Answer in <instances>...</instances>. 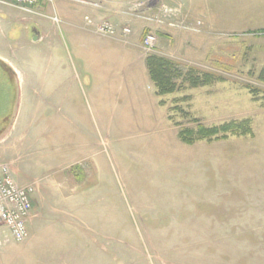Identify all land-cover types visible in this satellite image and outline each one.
<instances>
[{"label": "rangeland", "instance_id": "374dc122", "mask_svg": "<svg viewBox=\"0 0 264 264\" xmlns=\"http://www.w3.org/2000/svg\"><path fill=\"white\" fill-rule=\"evenodd\" d=\"M89 1L99 21L132 32L95 35L79 52L61 29V43L29 54L35 88L49 89L20 110L0 163L37 188L28 238L0 231V264H264V0ZM59 3L86 13L55 0L37 23ZM151 54L182 72L175 92L157 94ZM190 70L213 81L194 87ZM8 104L0 97V113ZM246 119L253 135L180 139Z\"/></svg>", "mask_w": 264, "mask_h": 264}, {"label": "crops", "instance_id": "0c3cea01", "mask_svg": "<svg viewBox=\"0 0 264 264\" xmlns=\"http://www.w3.org/2000/svg\"><path fill=\"white\" fill-rule=\"evenodd\" d=\"M80 5H84L86 13L83 17H75L76 19L73 18L74 16L71 12H68L67 4L59 3L53 9L49 14L50 16L56 15L59 18V13L63 17L62 25L60 26L56 25L50 17L43 18L45 20H38L39 22L37 23L35 16L23 12L15 6L0 4V91L2 92L0 97L3 101H10V104H8L10 105L9 109L6 112L4 111L5 109H2L3 112L0 113V120H7L0 129V144L15 127L17 128L16 121L20 110L28 104L30 106L34 97L41 96V92L45 93L49 89L46 84H42L39 89L35 88V76L38 73L35 68L29 66L31 60L29 54H31L36 45L41 41H50V39L61 43V29L68 32L71 42L79 52H81L83 47H89L95 42V35L99 33L94 26L87 24L85 17L90 16L95 22H99L98 9L100 5L96 3L93 5ZM76 15L78 16L77 12ZM36 25L40 29L39 40H34ZM162 45L163 42L160 40L155 51L161 49ZM17 54L21 55L18 56ZM142 74L144 73L142 72ZM8 86L13 88L11 97H7L6 93L1 90L2 88H8ZM1 106L4 107L2 101Z\"/></svg>", "mask_w": 264, "mask_h": 264}, {"label": "built area", "instance_id": "2783aa9c", "mask_svg": "<svg viewBox=\"0 0 264 264\" xmlns=\"http://www.w3.org/2000/svg\"><path fill=\"white\" fill-rule=\"evenodd\" d=\"M77 3L93 5L89 0H74ZM55 0H0V4L15 6L23 12L31 15H42L37 11V7L44 4H53ZM180 14V8H177ZM178 14V15H179ZM50 18L59 23L58 16L52 15ZM87 24L94 26L95 30L104 36H114L121 32L128 36L132 29L130 25L119 27L110 20L95 22L90 16H86ZM154 20L159 22V13ZM157 36L148 32L143 40L145 50L152 51ZM37 188V181L27 184H20L13 175L10 166L0 163V231L15 241L22 242L29 236L28 221L34 208V195Z\"/></svg>", "mask_w": 264, "mask_h": 264}, {"label": "trees", "instance_id": "16d2710c", "mask_svg": "<svg viewBox=\"0 0 264 264\" xmlns=\"http://www.w3.org/2000/svg\"><path fill=\"white\" fill-rule=\"evenodd\" d=\"M148 71L152 81L156 84L158 90L157 94L164 96L173 93L177 90L175 82V73L178 75L182 73L174 62L160 57L157 54H151L146 60ZM174 63V64H173ZM173 65V67H171ZM193 71V69L191 68ZM188 74V79L194 87L209 84L213 81V75L208 73L203 76H193ZM250 119H246L240 122H231L219 126L206 127L198 124L197 133L194 130H182L180 132V139L186 144H193L196 140L213 141L216 139H226L230 133H238L239 136L253 135V131ZM240 131V133L238 132ZM231 135V134H230Z\"/></svg>", "mask_w": 264, "mask_h": 264}, {"label": "water", "instance_id": "95a60500", "mask_svg": "<svg viewBox=\"0 0 264 264\" xmlns=\"http://www.w3.org/2000/svg\"><path fill=\"white\" fill-rule=\"evenodd\" d=\"M34 32L36 34V36L34 37V40H39V36L38 35H40V32L37 29H35Z\"/></svg>", "mask_w": 264, "mask_h": 264}]
</instances>
